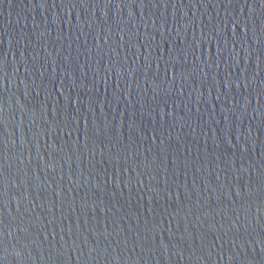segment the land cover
Instances as JSON below:
<instances>
[{"label":"water","instance_id":"95a60500","mask_svg":"<svg viewBox=\"0 0 264 264\" xmlns=\"http://www.w3.org/2000/svg\"><path fill=\"white\" fill-rule=\"evenodd\" d=\"M0 264H264V3L0 0Z\"/></svg>","mask_w":264,"mask_h":264},{"label":"clouds","instance_id":"9594fccd","mask_svg":"<svg viewBox=\"0 0 264 264\" xmlns=\"http://www.w3.org/2000/svg\"><path fill=\"white\" fill-rule=\"evenodd\" d=\"M8 247L6 248V252L9 256L15 257L18 261H25V243L24 241H20L18 238L17 240L12 239L11 233H9L8 239Z\"/></svg>","mask_w":264,"mask_h":264},{"label":"snow or ice","instance_id":"6c2138e0","mask_svg":"<svg viewBox=\"0 0 264 264\" xmlns=\"http://www.w3.org/2000/svg\"><path fill=\"white\" fill-rule=\"evenodd\" d=\"M262 3H264V0H261Z\"/></svg>","mask_w":264,"mask_h":264}]
</instances>
